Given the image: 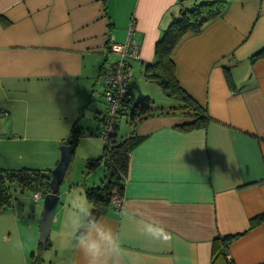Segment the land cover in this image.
<instances>
[{
  "label": "crops",
  "instance_id": "0c3cea01",
  "mask_svg": "<svg viewBox=\"0 0 264 264\" xmlns=\"http://www.w3.org/2000/svg\"><path fill=\"white\" fill-rule=\"evenodd\" d=\"M179 11L178 0H0V168L19 170L26 160L18 155L26 153L47 156L51 170L60 159L56 146L70 139L73 127L82 132L80 141L97 136V116L105 109L100 71L116 61L110 43L126 42L133 25L140 58L132 63V78L135 71L143 78ZM261 51L264 0H231L172 54L180 86L211 118L207 127L180 130V102L157 105L149 93L145 98L162 111L136 120L122 136L144 139L129 154L121 207H108L100 219L119 232L140 264H211L213 241L226 236H236L228 262L264 264V221L249 229L264 215V54L251 59ZM129 90L136 99L130 83ZM119 126L118 119L116 134ZM10 142L45 145L25 151ZM87 186L96 185L70 188L66 208L73 193L86 199ZM140 218L157 220L172 240H146L137 228ZM71 236L62 264H86Z\"/></svg>",
  "mask_w": 264,
  "mask_h": 264
},
{
  "label": "trees",
  "instance_id": "16d2710c",
  "mask_svg": "<svg viewBox=\"0 0 264 264\" xmlns=\"http://www.w3.org/2000/svg\"><path fill=\"white\" fill-rule=\"evenodd\" d=\"M230 1L178 0L179 15L163 32L155 46L153 62L148 64L143 71L145 82L160 87L167 97L180 102L176 109L180 110L182 121L177 127L182 131L205 129L211 118L207 111L180 86L176 78L172 54L186 35L198 33L207 23L219 18ZM185 3H190V5L185 6ZM262 54H264V51L254 55L251 58L252 61L260 58ZM153 104L150 98L133 99L130 95L129 101L124 103L119 115L126 116L129 125H133L138 119L155 115V111H162L161 108H155ZM117 128L118 124L108 143H104L100 158L92 160L88 165L92 167L102 163L106 169L104 182L100 186H87L84 189L87 201L93 206L92 212L99 219L104 215L105 210L110 207L112 198L121 199L123 197L129 154L144 139L136 135L117 139ZM82 135V132L75 126L71 131L70 139L65 143L76 147ZM51 171L35 168H22L19 170L0 168V212L11 206V184H16L22 193H40L43 197L49 194ZM263 221L264 215L252 219L249 229L255 228ZM235 238L236 236H226L222 239L216 238L213 241L211 264H233L226 260V252ZM50 244V240H48L45 246L40 245V250H47Z\"/></svg>",
  "mask_w": 264,
  "mask_h": 264
},
{
  "label": "rangeland",
  "instance_id": "374dc122",
  "mask_svg": "<svg viewBox=\"0 0 264 264\" xmlns=\"http://www.w3.org/2000/svg\"><path fill=\"white\" fill-rule=\"evenodd\" d=\"M112 57L110 59H113ZM130 88H132L136 99H143L150 93V95L154 97L157 105H161L163 102L168 104L169 99H172L167 97L160 87L145 82L138 71H135L130 81ZM153 90L156 92H153ZM103 91L101 90L100 92L102 97ZM119 125V132H117L118 138L125 136L128 129H130V125L127 123L125 116L119 117ZM7 144L14 149L19 148L25 151H31L34 145H45V143L39 145L41 143L35 142H10ZM60 146L61 145L56 146L58 151ZM103 148L104 141L98 135L93 136V139L90 141L82 140L76 146L69 169L59 188V204L54 215L49 236L50 242L55 243V245L45 251H38L39 224L43 211V200L34 202L32 199L33 194L28 192L22 193L16 184L10 185L12 196L11 206L6 211L0 212V264H31L34 261L37 264H62V260L68 258L73 244L71 240L73 236L71 235L75 234L69 232L68 229L65 228H63L64 230H62L63 232L60 234L56 232L61 225L67 223L72 211L65 206L66 195L70 188H75L83 181H87L90 185L94 183L96 186H100L101 183L104 182V175L106 174L104 165L100 163L92 167L88 166L92 160L100 158ZM25 154L26 153L18 155V157H20L21 161H28L22 163H26L25 165H27V168H33L34 166L32 167L31 163L37 162L36 165H38L37 167H39V169L48 170L47 162L49 159L47 156L28 157V155ZM15 159L17 158L15 157ZM22 164L18 169L24 167ZM81 193L84 194L83 191H81ZM78 194L79 193L74 195L73 193L74 198L72 199L79 198ZM56 219L58 223L55 222ZM3 235H6V239L2 237ZM17 243L21 246L17 247ZM56 244H60L62 247H57ZM67 245L70 246V248H68Z\"/></svg>",
  "mask_w": 264,
  "mask_h": 264
},
{
  "label": "clouds",
  "instance_id": "9594fccd",
  "mask_svg": "<svg viewBox=\"0 0 264 264\" xmlns=\"http://www.w3.org/2000/svg\"><path fill=\"white\" fill-rule=\"evenodd\" d=\"M71 209L65 227L75 234L76 243L86 264H140L139 257L125 251L119 232L97 218L85 199H73ZM121 215L124 221L130 218L126 210H123ZM137 228L146 240L161 245H167L173 238L154 218L138 219ZM20 246L17 243V247Z\"/></svg>",
  "mask_w": 264,
  "mask_h": 264
},
{
  "label": "built area",
  "instance_id": "2783aa9c",
  "mask_svg": "<svg viewBox=\"0 0 264 264\" xmlns=\"http://www.w3.org/2000/svg\"><path fill=\"white\" fill-rule=\"evenodd\" d=\"M133 30L132 25L126 42L110 43L109 53L116 58V61L100 71L99 79L104 86L105 109L97 116V134L104 143H108L114 134L120 116L119 112L123 109L124 103L130 99L129 83L132 78V63L140 58V46L131 41ZM32 199L38 202L43 199V196L40 193H34ZM110 207L119 209L121 199L112 198Z\"/></svg>",
  "mask_w": 264,
  "mask_h": 264
},
{
  "label": "water",
  "instance_id": "95a60500",
  "mask_svg": "<svg viewBox=\"0 0 264 264\" xmlns=\"http://www.w3.org/2000/svg\"><path fill=\"white\" fill-rule=\"evenodd\" d=\"M75 145L63 143L60 159L51 171L50 193L43 197V211L39 224V245L45 246L49 240L55 212L59 204V188L65 178L75 152Z\"/></svg>",
  "mask_w": 264,
  "mask_h": 264
},
{
  "label": "bare ground",
  "instance_id": "6f19581e",
  "mask_svg": "<svg viewBox=\"0 0 264 264\" xmlns=\"http://www.w3.org/2000/svg\"><path fill=\"white\" fill-rule=\"evenodd\" d=\"M104 92V91H103Z\"/></svg>",
  "mask_w": 264,
  "mask_h": 264
}]
</instances>
